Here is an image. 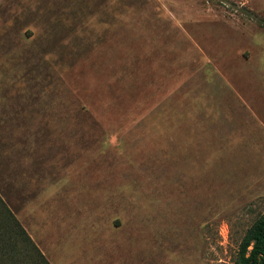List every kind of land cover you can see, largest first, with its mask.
Returning <instances> with one entry per match:
<instances>
[{
    "label": "rangeland",
    "instance_id": "1",
    "mask_svg": "<svg viewBox=\"0 0 264 264\" xmlns=\"http://www.w3.org/2000/svg\"><path fill=\"white\" fill-rule=\"evenodd\" d=\"M258 21L264 0H0V199L49 264L236 263L264 215Z\"/></svg>",
    "mask_w": 264,
    "mask_h": 264
},
{
    "label": "trees",
    "instance_id": "2",
    "mask_svg": "<svg viewBox=\"0 0 264 264\" xmlns=\"http://www.w3.org/2000/svg\"><path fill=\"white\" fill-rule=\"evenodd\" d=\"M237 254L235 264H264V215L247 231ZM0 264H49L1 199Z\"/></svg>",
    "mask_w": 264,
    "mask_h": 264
}]
</instances>
